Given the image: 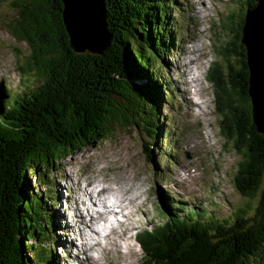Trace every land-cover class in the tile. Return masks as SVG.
Returning <instances> with one entry per match:
<instances>
[{
	"label": "trees",
	"instance_id": "16d2710c",
	"mask_svg": "<svg viewBox=\"0 0 264 264\" xmlns=\"http://www.w3.org/2000/svg\"><path fill=\"white\" fill-rule=\"evenodd\" d=\"M8 1L14 15L5 29L27 46L29 56L26 69L18 72L21 88L0 86V264H53V252L36 248L53 238V226L29 178L107 140L115 128L142 125L159 132L158 102L165 99L169 82L159 74L165 65L161 55L175 45L173 29L164 26L167 9L177 2L103 0V30L110 39L102 54L92 55L70 48L65 0ZM260 1L248 0L241 18L226 19L231 35L218 55L227 67L214 62L207 77L214 108L223 115L220 135L243 158L236 190L257 203L252 210L248 205L238 209L230 222L201 207L184 213V205L158 206L162 221L139 240L141 264L264 263V122L259 116L264 106L257 113L252 47L245 42L247 12ZM230 58L234 61L228 64ZM219 69L225 70L221 79Z\"/></svg>",
	"mask_w": 264,
	"mask_h": 264
},
{
	"label": "rangeland",
	"instance_id": "374dc122",
	"mask_svg": "<svg viewBox=\"0 0 264 264\" xmlns=\"http://www.w3.org/2000/svg\"><path fill=\"white\" fill-rule=\"evenodd\" d=\"M7 2L10 1L6 0L0 4V86L6 90H18L23 85V74L20 75L18 72L22 68L26 69L25 62L29 50L24 43L15 42L5 29V25L14 15ZM176 2L177 5L167 9L168 20L164 26L165 31L173 29L175 50L174 52L168 50L166 56L161 55L165 65L161 67L159 74L162 79H168L169 82L166 86L165 99L162 98L158 102L159 132L146 126L144 129L142 125L140 128L124 130L115 128L107 140L91 145L80 154L54 164L51 170H40L37 179L33 176L29 178V182L34 186L32 194L35 198L43 197V212L49 216L53 226L50 231L53 238L42 246L37 244L36 248L53 252L55 264H88L87 257L96 264H141L143 253L139 241L135 239L162 221L158 209L162 204V197L169 196L174 200L187 201V209L182 211L184 213L189 209L201 207L207 215L211 214L216 219L227 222L232 220L238 209H245L248 205L252 210L257 203V200H247L236 190L234 180L243 158L220 135L218 123L223 115L216 112L213 86L209 85L207 79L205 80L209 73L207 68L214 62L221 69L227 67L226 60L218 55L220 48L228 42V34L231 35L229 29L225 27L226 19L231 15H234L233 19H236V15L241 18L248 0H176ZM101 17L99 6V15L96 16L93 31L96 28L104 40L101 38L100 43L94 45L96 50H100L106 40L101 28ZM199 31L202 35L198 38ZM202 36L207 46L203 44L201 51H197L196 58L189 59L192 58L189 42L194 40L200 42ZM82 38L83 46L93 48L91 41ZM196 48L198 44L192 46V50ZM195 61L201 63L202 71L201 77L195 82L196 84L200 82L203 89L199 91L201 99L199 108L189 97V87L186 84L188 80L185 78L186 73L191 71L186 72L185 65L187 67V64L194 65ZM227 61L229 64L234 60L230 58ZM221 69L217 74L219 79L225 72ZM32 76L33 72L30 71L25 77L30 79ZM259 77L263 81L264 72L260 75L254 74L255 84L252 92L256 104ZM205 100L208 101L207 104ZM164 134H168L167 141L159 145ZM42 178L45 179V183L40 182ZM101 183L103 189L122 194L121 199H118L122 203L120 204L111 192H106L105 196L112 197L121 206L124 202L126 206L122 218L117 217L115 221L110 222L112 228L106 224H98L99 221L92 223L93 232L98 230L100 235L105 234L104 238L98 236L97 232L93 235L92 229L91 235L77 225L75 216L79 214L76 213L77 205L74 202L80 201L81 203L77 202L78 208L82 207L84 201H89L82 191L84 192L87 186L95 188ZM213 190L214 193L210 192ZM95 196L94 194L93 197ZM137 196L140 201H145L144 204L137 205L134 202L137 201ZM88 207L83 206L84 209ZM90 210L89 214H93L95 209ZM123 220H127L126 223L119 226ZM112 231H115L116 235ZM81 234L85 235L87 244L90 238L96 239L98 243V246L91 247L89 252L86 250L90 245L84 247L86 255L83 254L86 257L77 246L79 237L83 238ZM29 244L35 246L34 241H30ZM69 246L75 250V255H70Z\"/></svg>",
	"mask_w": 264,
	"mask_h": 264
},
{
	"label": "bare ground",
	"instance_id": "6f19581e",
	"mask_svg": "<svg viewBox=\"0 0 264 264\" xmlns=\"http://www.w3.org/2000/svg\"><path fill=\"white\" fill-rule=\"evenodd\" d=\"M65 3H66L65 19H66L67 25L69 26L70 30H71V28H73L79 37H85L86 39L91 41V45L93 44L92 47L94 48V45L99 44L101 38L103 37V35L101 33L96 31V28L93 31V24L95 23L96 16L98 17V15H99L100 0H65ZM263 6H264V0L261 1V7H263ZM100 9H101V6H100ZM99 18H100V16H99ZM253 18H255V21L253 22L252 30L250 32H248V28L246 30L245 42H247L250 45V47L252 46V48H251L252 50H250V52L255 53V55L251 59L252 66H253V63L255 65L254 66L255 72H253V77H254V74L260 75V73H262L264 71V18L261 17L259 19V21H258V17L257 18L253 17ZM99 22H100V20H99ZM248 23H250V19H249ZM250 24H252V22ZM250 52H249V55H250ZM185 68H188V67L185 65ZM186 72H187V70H186ZM258 72H259V74H258ZM260 77L258 78L260 81V85H258L259 93H258V95H256V97L258 99V102H257L258 107L259 106L261 107L264 104V80L262 81V79ZM193 78L194 79H192V82L195 84V82L197 81L196 80L197 77L195 78L193 76ZM261 81H262V85H261ZM253 82H254V78H253ZM252 88H254V86L251 87V90H252ZM253 97H254V101H255L256 99H255L254 94H253ZM260 114H261V120L263 119V122H264V110H262L260 112ZM260 114H259V116H260ZM258 119H259V121H261L259 117H258ZM98 186H102V183L99 184ZM89 188L91 190H89ZM95 188L93 186L92 187L87 186L85 188L86 190L84 192L81 189L82 194L85 197L89 198L91 207L89 206L87 209L86 208L84 209L83 206H85V205L83 204L82 207L80 206L78 208L77 202H79V203H81V202L78 200L75 201L76 205H77V207H76L77 212L76 213L79 214V216H75V219H76L77 225H80L84 229V231H86V230L90 231L91 229L93 230L92 227L90 229V225H92V223L94 221L95 222L99 221V223H100L102 220H105L106 219V217H105L106 213L112 214V212H110L109 210L104 209L103 210V218H102V215H98V217H97V215L94 216L95 219H93L89 216V211H91L90 208H92V210H94L96 207V206L92 205V200L94 198L93 197L94 194L96 195L95 197H100V196L105 195L106 192H109V193L111 192V194L115 195L116 200L121 199V196H122V194H120L119 192L117 193L114 191H109V190H106L105 188L103 189L102 187L100 188L99 191H96ZM118 201H116V204H118V207H121V212H122L124 210V207H122L120 205L122 202L119 201V203H120L119 204ZM81 209L84 210V212H86L87 214H84V216H81L80 215ZM124 221L125 220H123L122 221L123 223L120 224L119 226H124V223H126L127 220L125 222ZM80 231H82V230H80ZM116 231H117V229H116ZM109 234H111V233L109 232ZM113 234L116 235L115 231L113 232ZM84 242L85 241L80 236L79 237V243L77 246L80 248L79 251L82 254L83 253L85 254L83 249H84V247H86V244H84ZM84 254H83V256L86 255V254L85 255ZM87 258L89 260V261L87 260L88 264H90V263L96 264L95 262L90 261L89 257H87Z\"/></svg>",
	"mask_w": 264,
	"mask_h": 264
},
{
	"label": "water",
	"instance_id": "95a60500",
	"mask_svg": "<svg viewBox=\"0 0 264 264\" xmlns=\"http://www.w3.org/2000/svg\"><path fill=\"white\" fill-rule=\"evenodd\" d=\"M262 1V0H261ZM261 1L259 2V6L254 10V11H252V12H247V16H246V25H247V27H248V32H250L251 30H252V27H253V22L255 21V18H253V17H258V21H259V19L262 17V18H264V6L263 7H261ZM64 3H65V1H63ZM63 3V4H64ZM103 3V0H100V6H102L101 4ZM102 8V17H101V28L103 29L104 27H103V20H104V16H103V7H101ZM64 10H65V12H66V3L64 4ZM252 18H251V17ZM64 17H65V13H64ZM249 19H250V23L252 22V24H250V23H248L249 22ZM66 20V19H65ZM67 23V22H66ZM69 27V26H68ZM67 27V28H68ZM246 30H247V28H246ZM104 31V30H103ZM104 34H105V32H103ZM67 34H68V36H69V40H70V48H71V50L73 51V52H75V53H78V54H92V55H98V54H102L103 53V50L107 47V45H108V42H109V36H107L106 34H105V37H106V40H105V43L103 44V47H101V49L100 50H96V49H94V48H91L90 46L88 47H85V46H83L84 44H83V42L81 41V40H84L82 37H79L77 34H76V31L73 29V28H71V30H70V28L67 30ZM103 40H104V38H103ZM86 43V42H85ZM252 55H251V53H250V57H249V60H250V65H251V87H253V85L255 84L254 82H253V72H254V63H253V66H252V62H251V59H252ZM264 72V71H263Z\"/></svg>",
	"mask_w": 264,
	"mask_h": 264
}]
</instances>
